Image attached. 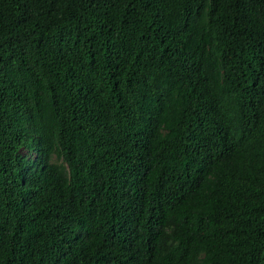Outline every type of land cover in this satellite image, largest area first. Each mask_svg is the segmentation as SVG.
Instances as JSON below:
<instances>
[{"label":"trees","instance_id":"1","mask_svg":"<svg viewBox=\"0 0 264 264\" xmlns=\"http://www.w3.org/2000/svg\"><path fill=\"white\" fill-rule=\"evenodd\" d=\"M0 264H264V0H0Z\"/></svg>","mask_w":264,"mask_h":264},{"label":"rangeland","instance_id":"2","mask_svg":"<svg viewBox=\"0 0 264 264\" xmlns=\"http://www.w3.org/2000/svg\"><path fill=\"white\" fill-rule=\"evenodd\" d=\"M21 152H25V149H24V148H22V149H21Z\"/></svg>","mask_w":264,"mask_h":264}]
</instances>
